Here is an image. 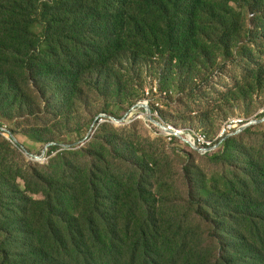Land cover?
I'll return each mask as SVG.
<instances>
[{"label":"trees","instance_id":"1","mask_svg":"<svg viewBox=\"0 0 264 264\" xmlns=\"http://www.w3.org/2000/svg\"><path fill=\"white\" fill-rule=\"evenodd\" d=\"M245 5L264 23V0H0V120L61 143L50 135L93 98L139 100L144 69L161 67V90L193 89L219 56L240 59L243 96L264 84V24L239 44ZM95 126L83 146L51 145L43 163L6 166L0 154V264H264V129L224 139L211 173L189 159L181 191L167 156L109 121Z\"/></svg>","mask_w":264,"mask_h":264},{"label":"rangeland","instance_id":"2","mask_svg":"<svg viewBox=\"0 0 264 264\" xmlns=\"http://www.w3.org/2000/svg\"><path fill=\"white\" fill-rule=\"evenodd\" d=\"M234 5L237 6L235 3ZM259 10L260 6L250 7L245 5L243 7L241 11L243 33L242 41L239 44L248 40V30H252L256 25L264 24L259 18ZM262 42H264L263 38L256 39L257 44H262ZM237 50L235 49V53H237ZM235 57L227 59L219 56L210 82H200L198 80L196 85H193V89L189 87V89H180L175 81H170L169 90H161L159 82L161 67L155 65V69L151 71L144 69L141 77L144 92L141 95L142 97L133 105L127 102L119 106H112L113 104H110V101L105 98H93L78 118H75L70 123L67 122V126L64 125L56 128L55 134L50 136L64 140L61 143L55 142L57 145L79 142L72 147L83 146L98 131V126H95L96 121L99 123L109 121L114 127L121 129L119 130L120 137L124 140L129 138L136 148L153 147L161 152L163 156H167L168 160L166 162L169 168L168 171H165V174H167L169 181L174 180L181 191H183L185 185L183 182L182 166L189 159L200 166L204 172L211 173L213 170H216L217 166L214 164V161L209 159V156L220 149V145L224 139L241 133L242 131L239 132L240 127L254 120L261 121L255 122L250 126H256L255 130L264 129V84L249 87L245 91L246 93L244 92L243 96L240 97L233 94L235 90L234 86L237 82L236 77L244 73V68L236 65L240 59ZM262 60H264V57H262ZM137 81L140 82V77ZM139 102H147L150 110L154 108V112L151 110L154 119L160 121L170 129L175 130L177 128L178 135L181 136L174 137L173 134L164 132L159 126L149 121L144 108H132V106ZM109 111H116L119 115V117L114 116L116 118L124 117L123 123L117 124L112 122L108 116L113 115ZM205 114H207V122L201 124L199 121L200 116ZM235 124L237 126L232 127ZM92 125L94 127L90 132V139L82 143V138L86 136ZM0 127L9 130H11V127L15 128L16 132L13 134L19 144L23 145L33 154H40L48 143L37 142L27 138L24 133L25 127L18 120L13 122L0 120ZM68 128L78 129V135L75 136L76 142L75 140L73 143L67 141L65 133ZM106 134V131H103L101 136L105 138ZM199 135L203 136L208 143L215 144L214 147L208 150H201L200 148V150H197L198 146L195 145V142H191L190 139V142H186L183 139H187L189 136L197 138ZM8 138V133L0 130V154L4 156V161L7 163L5 164L6 166L14 163L23 165L29 161L43 163L47 160L50 146L47 148L45 156L41 161H33L23 152L19 145H16ZM5 139L14 148H11ZM35 197L39 198L41 194H36Z\"/></svg>","mask_w":264,"mask_h":264},{"label":"water","instance_id":"3","mask_svg":"<svg viewBox=\"0 0 264 264\" xmlns=\"http://www.w3.org/2000/svg\"><path fill=\"white\" fill-rule=\"evenodd\" d=\"M136 107H142L144 108L145 112H146V117L149 121L153 122L154 124H156L157 126H159L164 132L166 133H173V134H178V130H173V129H170L168 128L166 125H164L163 123H161L160 121H157L156 119H154L153 115H152V112L149 108V105L147 102H139L137 104H135L134 106H132V108H136ZM104 116H107V115H104ZM112 122L114 123H117V124H120V123H123L124 121V117H121V118H116L114 116H108ZM97 119V118H96ZM261 120H254V121H251L247 124H244L242 127H240L239 129V132L243 131L245 128H247L248 126H250L251 124L255 123V122H260ZM94 127V125L91 126V129L89 130V132L86 134V136L83 138V140L81 141L82 143H85V141L89 140L90 139V132L92 130V128ZM0 130H4L8 133V139H10L11 141H13L16 145H19L21 147V149L23 150V152L33 161H41L44 156H45V152L47 150V148L51 145H54L56 144L55 142H48L44 149L41 151L40 154H33L31 152H29L23 145H20L17 138L15 137V135L12 133L11 130L7 129V128H2L0 127ZM232 135V134H230ZM229 135V136H230ZM186 142H189L186 138H183ZM79 142H76L74 144H60L62 146V148H66V149H70V148H73L72 146L77 144ZM191 144V143H190ZM192 145V144H191ZM195 149H197V147H195ZM197 150H200L199 148Z\"/></svg>","mask_w":264,"mask_h":264},{"label":"built area","instance_id":"4","mask_svg":"<svg viewBox=\"0 0 264 264\" xmlns=\"http://www.w3.org/2000/svg\"><path fill=\"white\" fill-rule=\"evenodd\" d=\"M235 126H237L236 124H235ZM235 126H233V127H235ZM231 129V128H230ZM229 129V130H230ZM228 130V131H229ZM227 131V132H228ZM173 136L174 137H180L181 135H178V134H173ZM188 137V136H187ZM190 137V136H189ZM187 138V140L189 141V139H190V141L191 142H195V145L196 146H198V148H200L201 150H208V149H210V148H212V147H214V145L215 144H208V141L207 140H203V139H200V138H192V137H190V138ZM189 141V142H190ZM206 152V151H205Z\"/></svg>","mask_w":264,"mask_h":264},{"label":"bare ground","instance_id":"5","mask_svg":"<svg viewBox=\"0 0 264 264\" xmlns=\"http://www.w3.org/2000/svg\"><path fill=\"white\" fill-rule=\"evenodd\" d=\"M237 124V123H236ZM241 124V123H240ZM235 126V125H234ZM233 127V126H232ZM170 134H173V133H170ZM197 138H200V139H203L205 140V138H203V136L199 135ZM208 144H211L210 142Z\"/></svg>","mask_w":264,"mask_h":264}]
</instances>
